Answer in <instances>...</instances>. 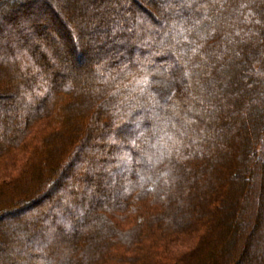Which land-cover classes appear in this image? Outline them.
Instances as JSON below:
<instances>
[{
	"label": "trees",
	"instance_id": "1",
	"mask_svg": "<svg viewBox=\"0 0 264 264\" xmlns=\"http://www.w3.org/2000/svg\"><path fill=\"white\" fill-rule=\"evenodd\" d=\"M147 2H0V264H264V0Z\"/></svg>",
	"mask_w": 264,
	"mask_h": 264
},
{
	"label": "rangeland",
	"instance_id": "2",
	"mask_svg": "<svg viewBox=\"0 0 264 264\" xmlns=\"http://www.w3.org/2000/svg\"><path fill=\"white\" fill-rule=\"evenodd\" d=\"M0 2H2L3 9H6V10L9 9V8H4L5 6L6 7L9 6L8 0H0ZM137 2L141 5L142 12H146V13L150 14L156 20H160L161 17L165 16L164 12L158 11L157 7L154 5H151L149 2H147V0H137ZM59 14H60L61 19H65L66 24L69 23L71 27L73 26V22H72L73 20L72 19L68 20L66 15L63 14V12H61ZM0 15H1V12H0ZM60 22H62V21H60ZM44 27L45 28L42 29L43 33H41V36L38 39H40L41 37L45 39V38H47L48 35H50V33L56 34L55 32L57 31V29L55 27L50 26V25L44 26ZM77 29L78 28L74 29V27H73V31H74L73 34H76V37L78 38V41H79L78 49L76 48L77 49V50L75 49L76 51L75 50L74 51L66 50L64 53L62 52L61 56L65 57V59L60 61V63L58 64V67L56 69L54 68V71H56L57 74H59L60 76L61 75L65 76L67 78H68V76H70V74H69V68L70 67H72L73 69H76V70L78 69V71L79 70L82 71L83 69H85L84 67L88 66L89 61H90L89 65H92V63L94 64V59L100 58L104 52L100 43L97 42L98 37H95L97 39H95L94 37H89L90 36L89 35V30H90L89 28H87L86 31H82V33L76 32ZM113 35H116V34H113ZM61 37H62L61 33L58 31L57 34L53 38L55 39L56 42H60ZM115 37L116 36H114V38ZM116 38L120 39L119 41L115 42L116 44L123 43V39H124L123 35H118V37H116ZM32 40H34V39H32ZM61 42H62L61 44H63V40ZM31 43L34 44L35 41H32ZM88 49L90 50L89 52L87 51ZM79 53H80V55H78ZM79 59H82V61ZM79 61H81V63H79ZM5 94H6V91H3V89H0V101L2 99L1 96L5 95ZM17 170L18 169H16V168L11 172H9V170H7L5 173L6 178L3 177V179L0 180V183L9 182L10 175H11V180H12V178H14L17 175ZM9 173H10V175H9ZM61 185H64V184H61ZM42 196H43V194H42ZM35 198H36V196L33 197V199H35ZM33 199H32V201H33ZM56 199H57L56 192L55 191H51V192L48 191L45 193L44 198L39 202L35 201V205H33L32 207L44 206L48 203L56 201ZM14 210H15V207H13L12 209H9L7 211L6 216L1 217L0 221H2L3 219H10V218H16V217L18 219H20L21 216H20L19 212H14ZM256 227H258V226L256 225ZM3 237H9V233L8 232H5V233L0 232V240ZM245 256H246V254L243 253L242 258L240 260L241 263H242V261H243V263H246L247 258ZM234 264H239V263H234Z\"/></svg>",
	"mask_w": 264,
	"mask_h": 264
},
{
	"label": "snow or ice",
	"instance_id": "3",
	"mask_svg": "<svg viewBox=\"0 0 264 264\" xmlns=\"http://www.w3.org/2000/svg\"><path fill=\"white\" fill-rule=\"evenodd\" d=\"M115 28L118 30V25H117V26H115Z\"/></svg>",
	"mask_w": 264,
	"mask_h": 264
}]
</instances>
